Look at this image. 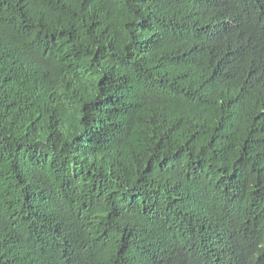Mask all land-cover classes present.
<instances>
[{
  "label": "trees",
  "instance_id": "obj_1",
  "mask_svg": "<svg viewBox=\"0 0 264 264\" xmlns=\"http://www.w3.org/2000/svg\"><path fill=\"white\" fill-rule=\"evenodd\" d=\"M0 264H264V0H0Z\"/></svg>",
  "mask_w": 264,
  "mask_h": 264
}]
</instances>
